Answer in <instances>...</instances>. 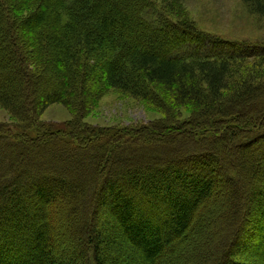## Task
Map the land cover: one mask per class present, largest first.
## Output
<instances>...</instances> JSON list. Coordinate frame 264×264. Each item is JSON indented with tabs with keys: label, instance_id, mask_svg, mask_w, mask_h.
I'll return each instance as SVG.
<instances>
[{
	"label": "trees",
	"instance_id": "trees-1",
	"mask_svg": "<svg viewBox=\"0 0 264 264\" xmlns=\"http://www.w3.org/2000/svg\"><path fill=\"white\" fill-rule=\"evenodd\" d=\"M158 1L179 0H0V105L18 122L0 126V264H252L232 249L264 194V75L238 63L264 42L204 55L221 41ZM243 3L264 23V0ZM112 89L146 101L165 91L189 110L185 127L208 135L161 139L185 128L170 118L108 149L101 130L62 139L40 122L54 104L84 118ZM227 195V239L208 257L188 243ZM68 209L70 246L57 218ZM257 223L264 264V215Z\"/></svg>",
	"mask_w": 264,
	"mask_h": 264
},
{
	"label": "rangeland",
	"instance_id": "rangeland-1",
	"mask_svg": "<svg viewBox=\"0 0 264 264\" xmlns=\"http://www.w3.org/2000/svg\"><path fill=\"white\" fill-rule=\"evenodd\" d=\"M166 5L168 8H175V14H179L181 18L182 15L184 16L182 19L183 24L188 23V26L194 27L197 32L221 41L217 44L210 43V45L205 44L202 46L201 49H203L204 55L215 57L232 53H246L252 51V49L249 46H245V44L260 45V43L264 42V23L259 22L249 14V10L245 8L243 0H179L176 4L168 2ZM166 5L162 2H157L159 8H163ZM167 7L164 8L167 9ZM137 26L139 25L137 24ZM138 29L141 37L148 34L146 28L140 26ZM187 46H190V44ZM259 48L261 49H253L252 54L254 57L252 59L244 63H238L239 66H244V68L240 69L241 75H247L248 73L253 76L264 75V62L258 60L259 56L264 55V49H262L264 47ZM190 49L192 48L187 47V50ZM168 98H170L169 93L163 91L159 98L146 101L144 99H136L122 91L112 89L100 99L97 105L84 118L80 119L78 117L77 120V115L75 116L74 114L76 112L72 113L62 104H54L45 111L42 117H40V122L61 130L62 139L72 140L76 137L75 135L81 138V135H79L81 133L87 135L85 138L90 137L91 139H95L94 132L96 130H101L106 136L103 134L100 138H105L103 140L108 142V149L111 147L116 148L117 146H124L126 141H132L135 145L141 143L139 139H149L147 134H145V136L137 135L139 132H147L146 129L151 128L152 125H162L170 120V118L172 122H177L179 125L185 127L183 122L190 118L189 110L186 108L173 109ZM172 109L175 113H172ZM17 123V120L11 117L0 105V126L15 125ZM188 132H205V134L208 135V129L203 132V130H194L185 127L183 132L171 133L173 135L170 137H168L164 131L160 133L155 132V136H157L158 133L159 138L171 140L173 136L174 138L178 135L185 136ZM116 133L118 135H120L119 133L123 135L129 134L127 136L130 137L118 139ZM222 140L224 143H227L229 138H223ZM38 141L39 140H35L32 144L36 145ZM37 146L40 147L41 144ZM238 156L239 153L236 152L235 158L237 162L239 161ZM257 200L258 201L254 203V205L250 204L247 208L245 216H247L246 218L248 221L243 224V226H246H242L240 233L242 239L241 237L237 239L232 249L234 255L235 253L247 255L252 264H261L260 260L255 255V251L258 250V244L262 243L257 235L256 224H258L257 222L261 219L262 215H264V194H260ZM231 205L233 206L228 195L217 200L215 205L216 208L210 207V209H208V211H210L209 213L212 215L209 217L210 219H206L207 223L205 224H208V226L206 229L204 227L202 234L199 236L194 235L193 232L191 243L189 242L188 244L191 245V247L194 246L198 248L199 251H203L206 255L208 253V257L211 256V254L215 255L214 252H212L213 249H218L219 246L222 248L223 243H225L227 239L226 232L229 231L228 229L232 217L231 212L235 209L233 207L230 208ZM58 209L61 211L60 206ZM63 212L62 217L61 213H59L57 217L60 220V228L58 230L63 235L64 242H66L68 246H70L69 244L74 245L77 241L73 243L71 240L70 242L68 239H65V235L69 236L70 231L74 229L69 220L70 217L68 214H70V209ZM59 249L63 250L65 247L62 246L59 247Z\"/></svg>",
	"mask_w": 264,
	"mask_h": 264
}]
</instances>
